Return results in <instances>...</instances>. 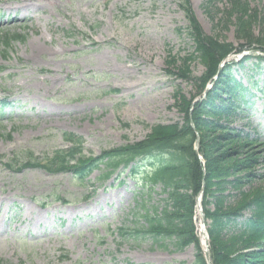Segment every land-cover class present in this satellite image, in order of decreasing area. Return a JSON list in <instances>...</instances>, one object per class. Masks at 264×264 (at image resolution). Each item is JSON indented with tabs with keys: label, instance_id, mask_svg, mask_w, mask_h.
I'll list each match as a JSON object with an SVG mask.
<instances>
[{
	"label": "rangeland",
	"instance_id": "rangeland-1",
	"mask_svg": "<svg viewBox=\"0 0 264 264\" xmlns=\"http://www.w3.org/2000/svg\"><path fill=\"white\" fill-rule=\"evenodd\" d=\"M22 1L0 0V264H193V244L178 251L167 240L165 249L132 233L145 209L164 205L161 186L141 180L151 160L140 161L136 175L126 169L106 181L103 169L81 180L11 164L29 153L44 161L68 147L64 132L81 137L83 153L94 157L142 140L154 124L182 123L173 94L192 99V111L202 96L195 81L206 71L197 60L191 79L182 80L167 63L171 55L179 66L194 51L182 0H50L43 8L32 1L27 11L8 9ZM188 1L205 35L236 48L244 43L224 13L228 0ZM246 1L257 15L252 34L264 46V0ZM255 50L244 56H264ZM244 53L220 63L234 60L231 74L247 87L243 118L232 126L255 129L264 140V63L240 62ZM225 188L233 203L238 190Z\"/></svg>",
	"mask_w": 264,
	"mask_h": 264
},
{
	"label": "trees",
	"instance_id": "trees-1",
	"mask_svg": "<svg viewBox=\"0 0 264 264\" xmlns=\"http://www.w3.org/2000/svg\"><path fill=\"white\" fill-rule=\"evenodd\" d=\"M181 7L189 23L188 34L195 44L194 51L179 66L171 55L167 63L178 72V78L187 81L191 79V63L198 60L205 66L204 75L195 81L199 83L197 95L215 80L212 91L197 101L192 111V99L177 92L173 94L174 106L183 114L182 123L154 124L142 140L94 157L83 153L81 137L64 132L62 137L69 147L55 150L44 161L29 153L21 158L22 162L13 158L11 164L16 169L41 167L50 173L71 172L81 180L95 169H103L99 179L107 180L118 170L129 169L130 174L136 175L141 167L138 163L151 160L141 180L150 189L161 186L164 205L160 211L156 207L145 209L143 222L133 234L148 235L165 249L167 240L178 251L193 244V264H207L194 225L196 197L202 190L211 264H264V140L255 129L250 132L232 126L236 117L243 118L240 113H244L248 103L244 94L247 87L231 74L234 60L220 68V63L231 54L252 49L264 53L263 42L252 34L257 15L246 0H228L224 13L234 26L236 36L244 40L236 48L226 40L205 35L188 0H182ZM10 40L5 37V48ZM249 57L264 62V56L259 54L246 56L241 62ZM11 164H7L10 169ZM256 168L260 171L254 172ZM239 172L247 174L236 177ZM229 177L234 179L227 181ZM256 180L263 185L241 189L247 182ZM226 184L238 190V198L233 203H226ZM246 211L250 212L248 216H244ZM119 230L120 235L129 233Z\"/></svg>",
	"mask_w": 264,
	"mask_h": 264
},
{
	"label": "bare ground",
	"instance_id": "bare-ground-1",
	"mask_svg": "<svg viewBox=\"0 0 264 264\" xmlns=\"http://www.w3.org/2000/svg\"><path fill=\"white\" fill-rule=\"evenodd\" d=\"M32 1L33 2L34 1L35 2H41V4H42L41 8H43L44 3L49 2L50 0H23L22 2H19V3L15 4L14 6H9L8 9L9 10L23 9V10L27 11L29 9L30 5L27 4L26 2H32ZM26 18H27V16L23 15V16L20 17V20H24ZM36 49H39V48L38 47H35V50ZM219 72H220V70H219ZM214 82H215V80H213L211 83L208 84V86L204 89L200 100H197L198 102L201 101V100H203V99H205L207 97V95H208V92L209 91L210 92L212 91L211 89L213 87ZM118 173H119V170H118ZM196 216L198 218V224H197L198 236H199L202 244L204 245V241L206 239V236L204 235V232L202 231V224H201L202 223V219H201V214H200L199 210H196Z\"/></svg>",
	"mask_w": 264,
	"mask_h": 264
},
{
	"label": "water",
	"instance_id": "water-1",
	"mask_svg": "<svg viewBox=\"0 0 264 264\" xmlns=\"http://www.w3.org/2000/svg\"><path fill=\"white\" fill-rule=\"evenodd\" d=\"M253 51H256V50H253ZM220 68H221V66H220ZM197 146H198V141L196 140V142H195V150L196 151H197ZM201 196H202V190L199 193V197H198L199 201L201 200ZM198 205H199V209H200L202 218L204 220V215H203V213L201 211L200 203ZM203 229H204V226H203ZM205 236H206V239L204 241V246L205 247L203 249V253H204V257H205V260H206L207 264H211L210 263V257H209V251H208V241H209V238H208V235L206 233H205Z\"/></svg>",
	"mask_w": 264,
	"mask_h": 264
}]
</instances>
